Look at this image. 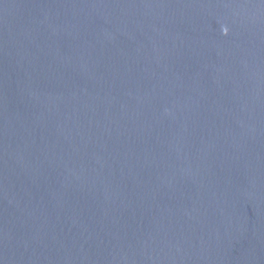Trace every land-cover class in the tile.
Segmentation results:
<instances>
[{"label":"water","instance_id":"1","mask_svg":"<svg viewBox=\"0 0 264 264\" xmlns=\"http://www.w3.org/2000/svg\"><path fill=\"white\" fill-rule=\"evenodd\" d=\"M0 264H264V0H0Z\"/></svg>","mask_w":264,"mask_h":264}]
</instances>
